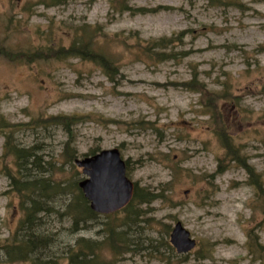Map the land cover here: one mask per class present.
<instances>
[{
  "label": "rangeland",
  "instance_id": "obj_1",
  "mask_svg": "<svg viewBox=\"0 0 264 264\" xmlns=\"http://www.w3.org/2000/svg\"><path fill=\"white\" fill-rule=\"evenodd\" d=\"M114 148L139 196L86 219ZM0 264H264V0H0Z\"/></svg>",
  "mask_w": 264,
  "mask_h": 264
},
{
  "label": "water",
  "instance_id": "obj_2",
  "mask_svg": "<svg viewBox=\"0 0 264 264\" xmlns=\"http://www.w3.org/2000/svg\"><path fill=\"white\" fill-rule=\"evenodd\" d=\"M76 163L83 167L87 178L80 182L91 208L98 213H114L133 199L135 184L126 174V164L117 148L103 150ZM170 241L177 252L188 253L197 244L181 222L173 228Z\"/></svg>",
  "mask_w": 264,
  "mask_h": 264
},
{
  "label": "trees",
  "instance_id": "obj_3",
  "mask_svg": "<svg viewBox=\"0 0 264 264\" xmlns=\"http://www.w3.org/2000/svg\"><path fill=\"white\" fill-rule=\"evenodd\" d=\"M141 11H143L144 9H140ZM88 39L85 37V35L83 36L82 39L75 41L72 44V48L70 49V55H74V56H79L84 58L85 60H92L94 62H96L97 64H99L102 68L107 69L108 65H111L110 60H112L107 54H105L102 50H98L96 51L95 49L93 50L91 47V38L89 36H87ZM160 43H157L156 45L152 46L149 50L148 53H152L153 51H155L156 48L160 47ZM146 48V47H145ZM144 45L141 47V51H145ZM163 48H166V45L163 46ZM157 55H159L160 60H164L167 58L168 55H166L165 53H156ZM69 55V54H68ZM107 76L110 77L112 81H114L115 75L107 73ZM220 97L217 93H212L211 94V106L214 110H217V101H219ZM60 123H64L66 124L69 121H62L61 117L59 118ZM23 151V150H22ZM18 152H21V150H18ZM26 152H29L28 150ZM24 159L23 156H20ZM56 186V185H55ZM139 188H136L135 191V198H137L139 196ZM83 194V193H82ZM158 196H154L151 199H144V201H150L153 200L155 198H157ZM80 206L82 209V214L85 216V218L87 219L89 216L91 215H95V212L91 209L90 204L88 202V200L85 197H82ZM130 207V205L125 208L128 209ZM113 233V231H111ZM11 260H15L17 258H12L10 257Z\"/></svg>",
  "mask_w": 264,
  "mask_h": 264
}]
</instances>
